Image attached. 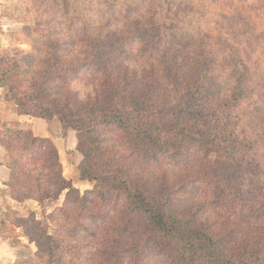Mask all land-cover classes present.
<instances>
[{
  "label": "trees",
  "instance_id": "1",
  "mask_svg": "<svg viewBox=\"0 0 264 264\" xmlns=\"http://www.w3.org/2000/svg\"><path fill=\"white\" fill-rule=\"evenodd\" d=\"M86 1L55 0L63 13L77 7L80 16L84 15ZM98 1L99 6H95ZM165 1L164 5L171 2ZM218 1L183 0L181 14L170 18L162 15L165 9L157 8L156 0L148 4L145 0H90L89 9L95 7L96 14L87 28L81 29L92 38L87 42L86 60L76 61L65 55L61 44L48 38L52 46L46 69L61 73L58 81L62 84H69V76L80 77V72L88 69L104 75L103 93L80 112L51 108L28 96H12L6 72L0 69V84L7 88L5 98L15 103L20 114L46 120L59 116L66 134L69 130L77 132V151L82 156L76 165L79 179L93 182V187L82 193L64 176L59 150L49 137L36 136L30 128L19 125L0 130V143L11 158L7 185L12 198L20 203L35 200L45 205L64 195L63 205L46 215L57 228L55 234H50L48 226L44 228L36 218V212L25 205V212L40 227L43 238H30L37 246L36 252L19 257L14 264H48L44 262L47 257L49 262L58 259L57 264H77L78 260L80 264L86 260L91 264H264V214L249 191L248 202L236 210L233 198L242 194L245 199L246 192L240 189L234 194L228 183H241L243 166L236 165L246 160L248 170L253 171L250 177L257 180L255 160L260 154L264 157V130L251 136L247 131L239 134L231 120L234 105L245 99L251 70L244 63V72L239 65L230 69L232 74L216 79L214 74L222 59L212 42L213 26L218 21H213L215 14L223 18L234 12L230 26L247 32L251 25L258 24L251 16L257 0H229L232 6L224 9ZM263 5L261 0L258 12ZM124 10L129 12L133 28L122 36L111 30L106 33L103 22L115 12L120 19ZM247 12L248 19H242ZM105 40L109 43L104 45ZM136 47L145 51V60L147 54L157 59L149 71L147 85L134 69L117 71L118 66L114 67L115 58L129 56V50L134 52ZM182 50L195 53V57L190 54L184 64L178 59ZM201 51H212L211 61H201ZM227 57L234 60L235 56ZM175 64L183 68L185 76L177 87L166 77ZM126 73L129 76H124ZM104 129L117 131L123 137L136 155L135 165L103 158ZM218 158L224 160L221 170L213 167ZM195 160H202L210 178L191 176L175 185L177 173L170 175L167 168L158 178L155 172L164 164L175 170L185 161ZM150 168H154L153 172ZM185 199L189 202L183 205ZM118 211L125 215L120 227L113 224ZM212 214L222 219L207 221ZM12 216L23 219L25 215L8 207L0 218V236L21 243L20 233L9 225ZM83 233L90 240L83 239ZM82 246L89 247L90 255L77 252ZM39 254L42 263L38 261Z\"/></svg>",
  "mask_w": 264,
  "mask_h": 264
},
{
  "label": "rangeland",
  "instance_id": "2",
  "mask_svg": "<svg viewBox=\"0 0 264 264\" xmlns=\"http://www.w3.org/2000/svg\"><path fill=\"white\" fill-rule=\"evenodd\" d=\"M150 1L151 0H145V3L148 4ZM99 2L100 1L96 2L95 6H99ZM157 2L158 0L155 2L157 8L165 9L162 15L170 18H174L178 14H181L184 4L183 0H171L169 4L166 3L165 5L164 3L167 2L165 0H162L161 3ZM218 2L220 5H223V9L232 6L229 0H220ZM16 4H21L22 8L20 12L19 7H15V5L11 7V10L18 16L13 18L17 19L13 21V23L16 24L14 27L15 32H8V40L11 42L10 50H7L6 54L0 52V58L3 57L4 59L0 62V69L3 70V72H6L7 81L9 83L7 88L10 87L12 96H28L30 99H33L34 102L44 103L51 108L60 109L61 111L66 112L75 109L77 112H80L83 108L88 106L92 99L97 98L98 95L103 93V80L101 81V79L104 75L95 69H88L80 72V77L74 78L69 76V84H62L58 81L61 73L57 71H54L53 73L51 71L48 72L46 69L49 67L51 61V59L50 61L48 60L50 57V54H48L49 46H52L51 43H49L48 38L51 36L53 41H58L59 44H61L65 55L77 59L76 61L86 60L85 58L89 56V52H87L86 49L87 42L90 40L91 36L89 34L85 35L81 29L87 28L86 24L89 23V20L91 21L95 17V7L89 9L90 0H87L86 3H84V8L86 9L82 10L84 15L80 16V12H77L78 10L76 11L77 7L75 8L73 6L72 9L70 7V13H63V7L61 8V5L56 3L55 0H17ZM260 4L261 0H257L255 4L256 8L251 12V16L255 18V22L258 24L251 25L250 27L248 26L249 28L247 32L242 27L230 26V17L233 16L234 12L226 13L223 15V18L218 14H215V17L213 18V21H218L215 22L213 26L212 34H214V36L212 42L216 46L215 48L218 49V58L222 59L221 64L217 67L216 74H214V76H217L216 79H219V76L232 74L231 70H233L234 67L240 68L239 65H241L240 69L244 72L245 67L242 65L244 63L245 66H247V68L249 67L251 70V75L248 76L247 80V82L249 81L251 84L248 87L247 83L248 91L246 90L244 95L245 99L237 105H234V110L231 112L233 114L231 118L233 127L236 128V131L239 134H242L243 131H247L248 136L260 133L264 130V5L258 12L257 6ZM234 7L236 12L237 4H235ZM129 16L127 10H124V15L121 13L120 19H118L117 12L113 13L111 19L107 18V20L103 22L104 26H106L105 32L107 33V30L115 31L116 33L121 32L120 36H122L124 31L127 32L133 28V25L130 23L131 20L128 18ZM242 19H248V12L246 16L242 17ZM46 32H51V35L45 34ZM219 32L221 35H217ZM252 35H254V38L251 37ZM108 43L109 40L104 41V45ZM144 52L145 51H142V48L140 47H136L134 52L129 50V56L123 57L120 55L115 58L114 67L118 66V68H116L117 71L120 69L122 70L123 68L130 69L127 71L134 69L136 73L140 74V78L144 81L145 85H147L151 79L149 71L156 66L157 59L156 57L147 54V60H145ZM142 53L143 58L141 57ZM211 53L212 51H201L199 53V59L201 61L206 60L209 62L211 61V58L209 57ZM190 54L193 58L195 57V53L192 54L186 50H182L178 53V59L184 63L189 60L188 57ZM229 54H234V60L228 59L227 56ZM171 61L172 60L169 62ZM228 62L234 66H230ZM235 62H240L241 64H235ZM183 63H181L182 67L184 66ZM177 66L178 64H175L172 73L169 70L166 76L169 83L175 85V87H177V82L182 83L185 78L183 75V68H177ZM114 67L111 68V70H114ZM124 76L129 75L126 73ZM140 83L143 85V82ZM55 95L59 96L57 97ZM30 104V106H32L34 103L30 101ZM214 106H217V103ZM58 118L59 116H55L50 120H47V123L49 126H55L57 128L56 133L60 138L62 136L64 137V133L67 137L66 132H64L60 126ZM1 130H3V128ZM70 132L72 137L74 133H72L71 130ZM101 138H103L101 146L104 159L108 160L110 158V161L126 165L136 164V155L132 153L129 146L126 145L123 137L119 135L117 131L115 132L109 129H104L101 132ZM71 153H67L68 156L62 154V161L65 166L63 173L66 178L75 182V186L83 193L85 190L93 187V182L82 181L79 179L78 171L74 165L76 161L78 162V159H76L75 154ZM201 161L202 160H195L192 163H187V161H185L182 166H178L175 170L172 166L164 164V166L157 167L155 172L157 175L159 174L157 177L160 178V176L163 175L164 170L168 168L170 175L174 174V172L177 173V178L175 179L176 182L174 184L180 185L191 176L200 175V178H202V176L203 178L204 176H210V173H207L208 171L206 172L207 168L203 167L204 164H202ZM223 161V158H218L213 167L215 166V168L221 170V168L225 167L223 166L225 165ZM255 162L258 164V166H255L258 171L257 180L254 177H250V175L253 176V171L251 169L248 170V160H246L244 162H239L236 165V168L239 164H242L243 166L241 171V183H228L231 185L234 194L240 189H243L246 192L245 199L241 198L242 194L233 198V202L236 203L234 205L236 210L240 211L241 207L248 202L249 191V196L255 197L259 212L264 214V157L260 154ZM134 167L135 169H140L138 166ZM202 169L205 170V174L202 173ZM153 170L154 168H150V171L153 172ZM147 173L149 172L147 171ZM253 179L254 181L252 182ZM226 201L229 204L227 199ZM63 202L64 195L61 196L59 201H47L45 205H40L35 200H27L23 203L24 205L22 207L25 215L23 218L25 222L23 219H17L14 216L11 217L9 224L10 227L16 229V231L23 235V237H26V241L28 240V244H24L22 249H20L19 257H29L36 252L37 246L34 242L29 240L30 238L38 239L39 241L43 238L41 237L42 235L39 230L40 227H37L32 217L25 212V205L36 212V218L42 223L44 228L48 226L50 234H55L57 228L46 218V215L52 212L56 207L63 205ZM185 202H189V200L185 199L183 205ZM124 216V214H121L120 211H118L113 224L120 227ZM221 219V216L218 214H212L211 216L206 217V220L209 222ZM20 224L22 227L20 228L21 230L18 231V228H16L15 225ZM220 225L225 228L223 221H220ZM85 235L87 236V233L83 235V239L86 238L85 240H90V237H85ZM73 240L76 241L77 238L74 236ZM13 244H20V242L13 240ZM114 245H116V243H114ZM123 247H125V244L122 245V248ZM88 248V246L86 248L85 246H82L80 250L77 248V252L84 254L86 251L85 256H88L90 255V250H87ZM42 254H39L38 257V261L41 263L43 262ZM44 262L48 264H57L58 259L53 258L49 262V257H47ZM28 264L35 263L31 262ZM77 264H80L79 260L77 261ZM84 264H91V262L86 260V263Z\"/></svg>",
  "mask_w": 264,
  "mask_h": 264
},
{
  "label": "crops",
  "instance_id": "3",
  "mask_svg": "<svg viewBox=\"0 0 264 264\" xmlns=\"http://www.w3.org/2000/svg\"><path fill=\"white\" fill-rule=\"evenodd\" d=\"M16 3L17 0H0V52L2 54H6L7 50H10L9 48L11 42L8 40V36L9 33H12L15 30L14 27L16 24L13 23V21L17 19L13 18L18 16L11 10V7L13 5H15V7H19V11L21 12L22 5ZM6 92L7 88L1 86L0 84V130L5 128V126L10 127L15 125H19L20 127L26 129L30 128L34 135L49 137L52 139L59 150L62 163V154L67 155V153L72 152L71 154H75L76 159H78V162L76 161L74 165H78L81 160V155L77 151V137L75 131L71 130L72 133H74L72 137L69 130L67 132V137L62 136L60 138L56 133L57 128L55 126H49L46 119L20 114L15 103L6 100ZM10 161V156L8 155L5 147L0 143V218L8 207L15 210L19 209L18 211H23L22 207L24 204L12 198L7 185L11 176V169L9 168ZM63 170H65L64 163ZM20 230L21 229L18 228V231ZM19 240L21 241L20 244H13L12 239H5L0 236V264H14L19 258L20 249H22L24 244H28L26 237H23L21 234Z\"/></svg>",
  "mask_w": 264,
  "mask_h": 264
}]
</instances>
